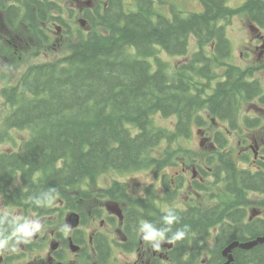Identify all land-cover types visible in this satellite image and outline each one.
<instances>
[{
	"label": "trees",
	"instance_id": "1",
	"mask_svg": "<svg viewBox=\"0 0 264 264\" xmlns=\"http://www.w3.org/2000/svg\"><path fill=\"white\" fill-rule=\"evenodd\" d=\"M81 1L90 2L82 13L84 28L70 23L77 12L65 8V3L74 4L72 0L3 2L9 28H18L17 20L29 8L38 23L55 22L69 37L64 56L32 66L16 87L7 90L13 111L0 136L12 129L29 133L19 152L0 154V188H7L17 176L22 183L13 193L4 191L10 205L28 200L39 205L57 195L69 198L85 185L93 189L105 173L149 168L152 151L164 141L190 138L193 127H204L208 117L237 130L243 104L257 98L264 103L260 82L247 80L246 72L230 63L226 24L238 11L227 0H200L201 11L189 16L175 7L162 15L155 0H133L132 10L125 0ZM242 10L252 24L264 29V0H247ZM191 36L200 50L190 63L177 68L162 59L164 51L185 55ZM222 67L219 75L215 69ZM220 76L223 81L210 88ZM158 116L174 118V129L158 125ZM245 122L247 127L255 124ZM220 144L226 147L224 139ZM240 160L249 163L246 155ZM259 165L258 170L253 167L256 171L242 169L232 152L221 155L214 174L223 175L228 197L235 202L230 206L192 207L161 216L157 192L148 189L140 216L148 221L147 231L159 230L170 240L187 226L184 238L174 240L165 264H224L223 251L230 244L264 236V221L245 222L246 211L238 204L250 192L264 195V165ZM173 196L168 190L163 201ZM169 216L178 218L169 223ZM2 221L7 236L13 220L5 216ZM215 228L214 243L208 246ZM233 255L238 264H264V244L248 251L235 249Z\"/></svg>",
	"mask_w": 264,
	"mask_h": 264
},
{
	"label": "rangeland",
	"instance_id": "2",
	"mask_svg": "<svg viewBox=\"0 0 264 264\" xmlns=\"http://www.w3.org/2000/svg\"><path fill=\"white\" fill-rule=\"evenodd\" d=\"M125 1L127 9H135L133 0ZM155 1L156 11L162 15H169L172 6L185 14L198 12L201 9L200 0ZM246 1L227 0L230 8L238 10V13L227 23V35L233 51L231 61L234 65L245 70L246 77L249 74H253L254 77L264 79V56L257 49V46L261 45V34L251 30V26L253 25L249 22L245 11L242 10ZM3 2L4 0H0V25L7 24L5 11L2 8ZM72 2L74 1L72 0ZM7 3H9V0H7ZM65 8L77 12V18L70 21V23L74 28H79V21L82 19V13L86 6L78 5L75 2L74 4L68 2L65 3ZM35 16V13L31 9L24 8L20 18L16 22L18 28L11 29V34L0 30V129L3 126L5 117L13 111V108L7 105L2 90L8 86H15L17 81L29 71L30 67L57 60L67 52L69 37L65 34L64 30L59 29L60 27L56 25L57 23L52 21L42 25L36 21ZM191 41L189 57L196 50L194 39H191ZM161 57L172 67L178 66L189 59L186 57L170 56L164 52ZM243 108L242 113L244 116L251 119L259 118L262 125L251 130H247L246 127L240 125L242 126L241 132H236L233 129L232 132L227 133L222 123L214 125L211 124V119H208L209 125L203 131L206 135L199 133V128H194L193 135L189 140L182 141V139L181 142H178L180 139H174L172 141H177L171 145L173 151L168 150L165 152L168 149L166 143L153 150L150 156L151 167H144L141 170L129 173L109 172L100 175L95 184L98 190H91V193L88 185L81 187V195L84 197L78 201L77 213H83L90 221L97 219L99 221L101 218L94 216L95 210H104L106 212V205L111 201L117 202L120 209H123L126 203L129 205L130 203L136 204L135 202H130L124 194L121 195V187H118L114 193L105 191L106 189L110 190L114 183L125 186L128 190V197L134 198V201L137 202L135 197L141 196L145 188L151 185L161 188V179L167 173L171 177L180 173L186 176L187 185L179 194L178 200L174 203L175 206L185 209L188 205L203 208L222 202L232 204L231 199L224 194V188L220 187V183L213 184L215 180L209 179L208 176H206V180L201 176V169L205 170L207 168L208 158L216 151L210 144L214 142V134L220 130L226 133L229 141L228 148L234 151L236 160L241 163V167H248V164L240 162V156L243 153L249 156L250 161L254 158L264 160V106L259 105L257 102H251L245 104ZM158 125L173 130L175 119H163L158 116ZM28 138L29 133L26 130L10 131L8 140L5 139L0 143V153L17 150ZM179 146L184 149L181 153L174 151ZM175 162L177 166L174 165ZM193 170L197 171L195 178L192 175ZM202 177L204 178L203 181ZM193 179L201 183V190H195L194 184L190 182ZM13 185H17V182ZM88 194H90V198L87 196ZM111 196H116L120 202L113 200ZM248 198L246 204L248 217L259 210H264V197L251 195ZM55 200L54 197L48 202L39 205L25 202L20 206H13L8 204L6 200H3L0 194V202L3 203L2 212L5 215L12 216L15 225L12 235L5 243L4 250L20 251V243H13L12 237L20 235V240L23 241L26 238L24 233L26 230L29 231L33 226L37 229L36 221L38 223L50 221L55 225L60 224V210L65 211V208L63 209L59 201ZM110 206L113 207V205ZM215 234L216 230H213L212 234L208 237V245L213 244ZM152 248H154L153 245L145 246V250H153ZM114 257L119 259L121 252L116 251Z\"/></svg>",
	"mask_w": 264,
	"mask_h": 264
},
{
	"label": "flooded vegetation",
	"instance_id": "3",
	"mask_svg": "<svg viewBox=\"0 0 264 264\" xmlns=\"http://www.w3.org/2000/svg\"><path fill=\"white\" fill-rule=\"evenodd\" d=\"M7 24L0 25V30L11 34V28ZM260 38L262 46L257 47V49L261 50V55L264 56V36L260 35ZM257 78L254 81L260 82L264 97V79L260 78L258 80ZM217 82L212 81L210 88L215 87ZM254 102L264 106L261 98H257ZM254 120V128L262 125L259 118H254ZM207 139L209 140V138ZM213 141L210 146L214 149L218 148V138L213 137ZM226 144L228 143L226 142ZM174 165L176 166L177 163L175 162ZM179 175L170 176L171 184H166L164 180H161V191L164 194L170 190V186L172 190H177V196L180 194V189H178ZM183 178L184 184L182 187L185 188L187 185L186 176L184 175ZM193 178H195V173ZM190 182L191 184L197 183L194 179ZM2 189L0 188V191ZM17 189H19L18 186L11 185L8 190L16 191ZM77 196L79 198L78 194ZM57 200L63 206V209L65 208V211L60 210V224L55 225L50 221L41 223L36 221L37 229L33 226L29 231L26 230L24 232L26 238L23 241L20 240V235L13 236L12 242L20 243V251L4 250L5 240L11 235H9V232L6 236L5 232L2 231V220L5 218V214L2 212L3 203L0 202V264H155L158 262L163 264L171 256L170 251H165L164 245L159 246V250L154 248H152L153 250H145V246H150L148 244L150 241H144L142 238L147 234L145 228L147 224H143L147 220H143L138 216V212L133 210L131 203L127 207V211H129L125 217L118 210V206H115V204H119L111 201L106 205V212L104 210L96 211L99 218H101L99 221L98 219L90 221L83 213L73 211L78 206V200H73V203L77 202L76 206L69 203L66 197H56L55 201ZM138 201L143 210L144 198L142 197ZM110 205H113V207H110ZM165 208H176V206L172 205V207ZM179 209L182 208L179 207ZM257 217L264 221V210H260ZM116 251L121 252L119 259L114 257Z\"/></svg>",
	"mask_w": 264,
	"mask_h": 264
},
{
	"label": "clouds",
	"instance_id": "4",
	"mask_svg": "<svg viewBox=\"0 0 264 264\" xmlns=\"http://www.w3.org/2000/svg\"><path fill=\"white\" fill-rule=\"evenodd\" d=\"M177 218L178 217H176V216H169V217H167V220L169 223H172V221L177 219ZM186 227L187 226H185V228H183V229H178L175 232V234L169 239L170 240H181V239H183L185 234H186ZM142 238L144 241H163L165 239L163 233L157 232V231L152 230L150 228L148 229L147 234L144 235ZM153 247H154V249L159 250V244L158 243L154 244Z\"/></svg>",
	"mask_w": 264,
	"mask_h": 264
},
{
	"label": "water",
	"instance_id": "5",
	"mask_svg": "<svg viewBox=\"0 0 264 264\" xmlns=\"http://www.w3.org/2000/svg\"><path fill=\"white\" fill-rule=\"evenodd\" d=\"M264 244V237L258 238L257 240L253 242H248V243H240V242H235L231 244L225 251H224V257L228 260L226 264H236L235 259L232 255V251L239 248L243 250H251L254 247Z\"/></svg>",
	"mask_w": 264,
	"mask_h": 264
}]
</instances>
